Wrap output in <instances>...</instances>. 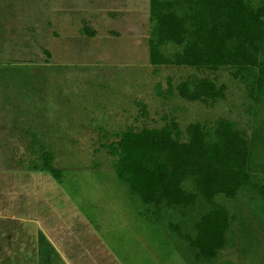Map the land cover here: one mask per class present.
Masks as SVG:
<instances>
[{
  "label": "rangeland",
  "instance_id": "rangeland-1",
  "mask_svg": "<svg viewBox=\"0 0 264 264\" xmlns=\"http://www.w3.org/2000/svg\"><path fill=\"white\" fill-rule=\"evenodd\" d=\"M150 6L0 0V264H187L165 216L112 169L117 131L225 117L248 137L264 178V102L255 105L231 67L152 64ZM191 74L225 84V99L181 98ZM43 150L61 182L33 169ZM245 196L225 202L230 245L201 264H264V220Z\"/></svg>",
  "mask_w": 264,
  "mask_h": 264
},
{
  "label": "trees",
  "instance_id": "trees-1",
  "mask_svg": "<svg viewBox=\"0 0 264 264\" xmlns=\"http://www.w3.org/2000/svg\"><path fill=\"white\" fill-rule=\"evenodd\" d=\"M149 21L152 64L231 67L255 105L264 102V0H151ZM177 89L183 99L208 103L225 99L227 87L191 74ZM114 134L107 145L112 169L153 216H165L187 264L210 263L230 245L235 215L228 199L244 193L264 220V178L235 121L220 117L183 129L171 117L161 128ZM41 160L33 169L61 182L53 151L43 150Z\"/></svg>",
  "mask_w": 264,
  "mask_h": 264
}]
</instances>
